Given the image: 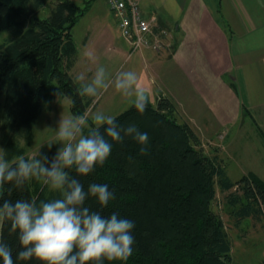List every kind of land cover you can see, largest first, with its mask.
Listing matches in <instances>:
<instances>
[{
  "label": "trees",
  "instance_id": "16d2710c",
  "mask_svg": "<svg viewBox=\"0 0 264 264\" xmlns=\"http://www.w3.org/2000/svg\"><path fill=\"white\" fill-rule=\"evenodd\" d=\"M50 2L0 0V35H11L0 41V96L5 94L8 101L0 119V148L10 162L18 156L29 158L34 126L60 92L71 99L75 116L85 115L93 104L94 98L79 95L80 83L71 72L78 53L73 28L87 9L72 0H59L47 16L39 17ZM183 115L177 100L164 94L156 103L150 100L142 114L131 105L114 117L118 125H135L148 133L147 153H140L141 145L132 137L119 142L106 137L113 147L103 166L87 176L69 170L85 191L89 184L101 183L115 194L107 207L93 197L86 200L87 207L106 217L116 212L135 224L132 256L126 262L104 264H232V241L213 207L218 189L227 194L236 224L264 217V180L253 172L234 180L224 158L206 151L199 131ZM237 186L241 191H233ZM58 195L42 190L37 182L20 190L6 184L0 191L2 199L12 201ZM0 236L15 261L18 239L6 224Z\"/></svg>",
  "mask_w": 264,
  "mask_h": 264
},
{
  "label": "clouds",
  "instance_id": "9594fccd",
  "mask_svg": "<svg viewBox=\"0 0 264 264\" xmlns=\"http://www.w3.org/2000/svg\"><path fill=\"white\" fill-rule=\"evenodd\" d=\"M87 55L93 59L92 53ZM75 79L80 83L81 96L95 98L114 85L117 92L132 98V105L141 114L150 102L149 90L141 86L138 74L132 70L120 71L110 82L101 66L90 80L84 73ZM54 130L56 143L52 144L60 147L52 157L38 153V157L18 156L10 162L7 152L0 149V190L6 184L20 190L30 182H37L42 190L59 193L51 199L12 201L0 197V227L6 224L20 246L14 261L11 247L0 236V261L2 264L32 260L40 264L126 262L133 254L134 222L116 212L106 217L87 207L89 197L95 198L102 208L107 207L115 194L101 183L89 184L85 191L69 170L87 176L97 166H103L113 147L106 137L117 142L132 137L141 145L140 153L146 154L148 133L140 132L135 125H118L114 116L100 111L91 115V123L87 115H62Z\"/></svg>",
  "mask_w": 264,
  "mask_h": 264
},
{
  "label": "crops",
  "instance_id": "0c3cea01",
  "mask_svg": "<svg viewBox=\"0 0 264 264\" xmlns=\"http://www.w3.org/2000/svg\"><path fill=\"white\" fill-rule=\"evenodd\" d=\"M141 5L170 32L165 49L140 51L143 70L159 83L155 94L158 87L171 90L178 101L189 94L206 104L194 109L206 110L202 118L212 124L220 112L239 117L247 109L264 129V0H141ZM104 38L98 46L108 50L101 64L108 69L127 49L114 44L111 31ZM223 126L229 133V123ZM255 172L264 180L263 171Z\"/></svg>",
  "mask_w": 264,
  "mask_h": 264
},
{
  "label": "rangeland",
  "instance_id": "374dc122",
  "mask_svg": "<svg viewBox=\"0 0 264 264\" xmlns=\"http://www.w3.org/2000/svg\"><path fill=\"white\" fill-rule=\"evenodd\" d=\"M57 1L59 0H51L46 9L39 14V17L47 16L49 8ZM72 1L87 9L79 17L73 28L78 52L77 60L71 69L74 76L84 73L88 80L91 79L95 69L100 67L102 62L109 56L108 50H102L103 48H99L98 45L104 42L105 33L111 31L114 36V44L125 50L127 49V53L125 54L124 51V54L122 53L117 61L113 60L112 63L115 65L106 69L109 81L114 80L120 71L132 70L138 74L141 86L149 90L150 100L153 103H156L158 96L161 94L169 95L177 100L171 90L163 87H158L157 94H155L156 85L159 83L158 81L156 82L155 75L152 78V82L149 74L143 70V58L140 56V51L142 50L137 51L126 59L129 45L121 35L117 18L108 8L106 0ZM10 38L11 35L7 32L0 35V41L2 42ZM87 53H92L93 59L90 60ZM244 89L249 90L248 83ZM180 97L181 101L177 100V102L184 112L183 116L188 121H191L192 126L199 131L206 151L210 154L218 153L219 156L224 158L225 163L228 165V173L234 180H239L249 172L256 173V170L264 172V129H260L259 125L261 123L254 113L245 111L239 117H232L227 112L223 114L221 112L219 114L216 113L220 118L222 116L225 118L220 119L217 117L212 124V120L207 122L206 119L202 118L208 114L206 110L201 108L194 109L196 105L204 107L206 104L193 102L189 94L180 95ZM204 100H206L205 96ZM7 102V96L2 94L0 96V119L3 116ZM131 105L132 98L123 96L112 85L93 99V104L85 115L89 117V123H91V115L96 111L116 116ZM62 115L75 116L71 111V99L60 92L52 102L46 104L34 126L33 140L31 145L27 147L26 155L29 158L38 157V153L46 154L49 157L55 155L60 145L52 144L56 143L54 129L57 128ZM225 123H229V133L223 126ZM255 128L256 130H254ZM22 144H26L25 139H22ZM49 144L52 145L49 146ZM237 188L235 187L233 191H241L239 186ZM226 195V193H222L218 189V196L213 207L223 217L231 238L233 245L232 264H264V217L258 219L249 217L243 219L240 224H236V219L231 213L232 206L229 205Z\"/></svg>",
  "mask_w": 264,
  "mask_h": 264
},
{
  "label": "built area",
  "instance_id": "2783aa9c",
  "mask_svg": "<svg viewBox=\"0 0 264 264\" xmlns=\"http://www.w3.org/2000/svg\"><path fill=\"white\" fill-rule=\"evenodd\" d=\"M106 3L115 14L119 31L129 45L126 59L144 48L155 52L166 48L170 32L160 26L156 18L145 15L141 0H106Z\"/></svg>",
  "mask_w": 264,
  "mask_h": 264
}]
</instances>
